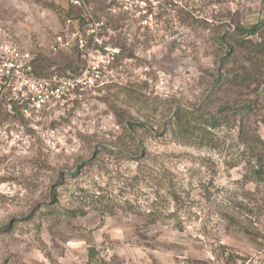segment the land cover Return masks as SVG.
<instances>
[{"label":"rangeland","instance_id":"1","mask_svg":"<svg viewBox=\"0 0 264 264\" xmlns=\"http://www.w3.org/2000/svg\"><path fill=\"white\" fill-rule=\"evenodd\" d=\"M78 1L0 0L43 72L82 66L53 46L91 17L120 51L36 120L0 100V264H264V0Z\"/></svg>","mask_w":264,"mask_h":264},{"label":"built area","instance_id":"2","mask_svg":"<svg viewBox=\"0 0 264 264\" xmlns=\"http://www.w3.org/2000/svg\"><path fill=\"white\" fill-rule=\"evenodd\" d=\"M74 3H79L75 0ZM69 24L73 21L69 19ZM102 26L91 17L87 36L79 29L66 31L58 37L54 49L76 47L84 63L76 72H42L36 69L37 60L28 50L18 47L0 48V90L5 86L7 101L18 106L21 115L33 121L45 110L61 102L72 101L82 93L102 86L108 79L105 71L115 60L119 49L103 46Z\"/></svg>","mask_w":264,"mask_h":264},{"label":"trees","instance_id":"3","mask_svg":"<svg viewBox=\"0 0 264 264\" xmlns=\"http://www.w3.org/2000/svg\"><path fill=\"white\" fill-rule=\"evenodd\" d=\"M72 7L78 8V11H77L76 15H73L72 13L69 14V19L71 21H73L75 19H79L80 21H82L83 23H85V19L82 17V14H83V11H84L83 10V7L82 6H78L77 3H74L72 5ZM262 23H263V21H260L258 23L252 24L249 27H244L241 24H237V26L235 28L236 34H238L240 37H242V44H244L246 42H252V39L250 37H253L254 35H258V31H259V28L262 26ZM255 44H256L255 45L256 47H260L259 51H263L264 50V46H262V43H255ZM35 59H36V57H35ZM41 68H42L41 65H37L36 66V69H38V70H40V71L43 72V70ZM4 89H5V86H2V88L0 90V100L3 101V102H5V103H7L8 101H7L6 98H7V96H8L9 93H8L7 90H6V92H4ZM12 110L17 111L16 104H14V106L9 111H12ZM191 113H192V115H196V112L195 111H192ZM20 114H21V112H20ZM178 116L179 115L176 116V122H177V124H178V122L180 120V116L179 117ZM183 127H185L184 128V131H185L186 130V126H183ZM258 157L261 158V155H258ZM258 173H260V172L258 171ZM90 254H91V256L95 255V251L94 250H91L90 251Z\"/></svg>","mask_w":264,"mask_h":264}]
</instances>
